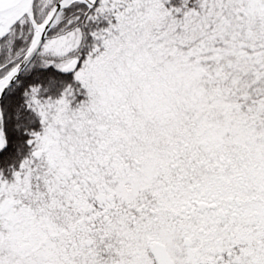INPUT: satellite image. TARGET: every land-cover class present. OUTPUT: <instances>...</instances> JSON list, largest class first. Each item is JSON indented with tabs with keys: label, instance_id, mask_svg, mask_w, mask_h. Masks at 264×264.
I'll return each mask as SVG.
<instances>
[{
	"label": "snow or ice",
	"instance_id": "1",
	"mask_svg": "<svg viewBox=\"0 0 264 264\" xmlns=\"http://www.w3.org/2000/svg\"><path fill=\"white\" fill-rule=\"evenodd\" d=\"M0 264H264V0H0Z\"/></svg>",
	"mask_w": 264,
	"mask_h": 264
}]
</instances>
